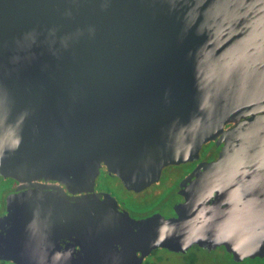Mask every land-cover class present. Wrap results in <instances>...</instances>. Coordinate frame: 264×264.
Returning a JSON list of instances; mask_svg holds the SVG:
<instances>
[{"label": "water", "instance_id": "1", "mask_svg": "<svg viewBox=\"0 0 264 264\" xmlns=\"http://www.w3.org/2000/svg\"><path fill=\"white\" fill-rule=\"evenodd\" d=\"M248 114L254 122L239 119ZM229 121L264 131V0H0L1 172L29 181L91 160L144 186ZM251 141L228 152L254 162V183L238 199L224 206L213 195L219 159L197 174V198L186 195L172 218L121 223L92 214L110 210L106 199L72 203L32 183L6 198L0 258L67 264L23 247L27 212L38 218L59 202L78 210L75 264H141L153 248L192 244H222L236 260L264 257V137Z\"/></svg>", "mask_w": 264, "mask_h": 264}, {"label": "flooded vegetation", "instance_id": "2", "mask_svg": "<svg viewBox=\"0 0 264 264\" xmlns=\"http://www.w3.org/2000/svg\"><path fill=\"white\" fill-rule=\"evenodd\" d=\"M257 114L260 115L261 112ZM251 118L252 115L248 114L239 119L247 120L250 124L255 121L256 117H253V121H249L252 120ZM249 124L241 122L240 125L235 121L224 123L214 137L202 142L197 151L188 156L186 160L162 166L158 178L144 186L133 184L122 171L109 169L104 162L91 160L73 159L58 166L44 168L35 172L29 181H23L20 172L0 171V236L6 230H10V224L2 219L8 213L7 196L34 188L32 183L43 184L44 191L67 198L72 203L83 196L100 201L106 199L103 206L110 210H98L92 214L109 215L121 223L126 222V217L134 220L155 215L172 218L177 216L176 206L185 202L187 197L197 198L194 195L197 174L204 172L206 164L220 159L218 188L213 195L218 196L224 206H229L235 199H238L239 190L248 188L254 183V170L251 169V167L254 168L253 159L247 156L242 159L244 162L234 161L233 154L228 153L238 146L242 138L247 137L248 140L254 142V137L259 141L264 137V131L248 128ZM20 184L28 186L17 189ZM68 204L69 202L66 204L59 202L56 209L55 205H49L50 209L44 211L38 218L36 216L40 213L39 211L27 212L29 217L23 229V247L26 256L34 259L38 257L64 258L67 264H75L73 259L79 255L81 249L78 217H75L78 215V210L71 212L62 210L64 206L68 207ZM101 204L94 201L91 206ZM218 248L224 249L235 262L246 259L264 261V257H246L236 260L222 244L214 247L192 244L184 251H173L160 246L153 248L142 258L141 264H162L167 258L160 256L158 250L180 254L183 258L181 264H200L195 249L211 252ZM0 264L16 263L10 259L0 258Z\"/></svg>", "mask_w": 264, "mask_h": 264}, {"label": "rangeland", "instance_id": "3", "mask_svg": "<svg viewBox=\"0 0 264 264\" xmlns=\"http://www.w3.org/2000/svg\"><path fill=\"white\" fill-rule=\"evenodd\" d=\"M1 195V193H0ZM194 250V249H193ZM197 250V257L200 264H264V261L246 259L241 262H235L229 257L228 253L221 248L212 250L211 252ZM160 256H165L167 259L162 264H181L183 258L178 253H172L165 250H158Z\"/></svg>", "mask_w": 264, "mask_h": 264}]
</instances>
